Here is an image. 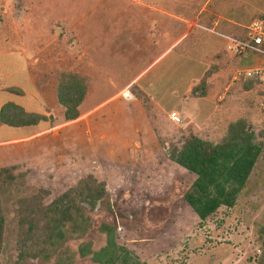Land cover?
Instances as JSON below:
<instances>
[{
    "label": "rangeland",
    "instance_id": "374dc122",
    "mask_svg": "<svg viewBox=\"0 0 264 264\" xmlns=\"http://www.w3.org/2000/svg\"><path fill=\"white\" fill-rule=\"evenodd\" d=\"M254 1L256 7L250 10L244 0L221 2L214 8L213 16L216 18L221 11L232 17L243 14L242 24L232 31L242 35L246 24L264 14V0ZM119 8L125 13L136 9V4L130 0H0V50L8 51L0 52V84L17 81L25 88V92L21 90L19 94L9 90L14 86H5L3 91L0 89V99H16L40 107L46 112V123L55 125L33 140L0 142V166L17 164L20 172L31 171L29 180L18 184V193L22 196L37 191L40 186L56 190L74 187L82 170L89 169L103 178L110 197L117 204L123 203L120 208L115 206L111 213L98 201L90 211L92 224L85 239L92 240L93 247L103 244L105 236L97 226L107 219L118 225V240L125 241L149 259L147 264H253L262 252L264 151L234 206L221 207L201 224L185 225L177 220L181 225L175 229L166 220L171 214L172 200L182 190L181 185L178 181L171 184L170 174L167 178L166 173L160 175L151 167L164 158L169 144L177 143L183 134L196 130L202 137L218 141L229 124L238 119H245L264 140V110L259 105L262 85L257 80L232 79L236 68L258 62V57L245 54L247 62L244 55H233L225 48L216 49L208 56V67L190 68L191 58L194 54H204L201 47L214 39L212 34L195 35L192 31L172 53L165 51L167 43L155 47L147 37L143 45L135 43V35L108 39L104 36L105 24H112ZM176 11L182 12L180 5ZM96 31L100 43L97 46L90 42V36ZM190 36L196 48L192 39L189 45ZM165 37L163 35V39ZM164 53L167 54L164 56ZM179 54L182 59L175 60V64L166 61L171 55ZM159 55H163L162 60ZM152 63L151 68L155 67L149 74L155 69L154 73L160 72L164 63H168L151 87L153 96L133 83L129 88L134 96L128 97L122 88L134 74L148 69ZM211 66H215L214 72L207 78L206 95L201 97L208 100L214 110L202 124L201 118L197 119L201 126L193 127L187 122L188 116L173 104L177 93L192 95V86ZM65 72L79 75L85 83V94L78 104L79 115L70 120L64 119V107L58 102L56 91ZM28 73L35 85L29 84ZM197 73L200 77L195 80L191 76ZM118 90H122L119 97L91 114V107ZM172 110L179 114V121L170 118ZM113 123L121 129H109ZM128 125L137 131L129 130ZM39 126L41 123L19 127L0 125V140L24 135ZM133 145L144 146L143 158L149 168L136 173L137 181L132 180L130 172L122 170L127 158L125 149ZM39 167L44 169L38 171ZM155 186L165 193L153 205H143L147 190ZM81 204L89 209L86 202ZM17 218L11 211L6 232L8 244L0 254V264H8L16 256ZM77 242L68 241L72 248ZM25 264L50 262L30 256ZM75 264L94 263L78 259Z\"/></svg>",
    "mask_w": 264,
    "mask_h": 264
},
{
    "label": "trees",
    "instance_id": "16d2710c",
    "mask_svg": "<svg viewBox=\"0 0 264 264\" xmlns=\"http://www.w3.org/2000/svg\"><path fill=\"white\" fill-rule=\"evenodd\" d=\"M242 36L243 33L237 38ZM214 67L208 68L192 86L193 96L206 95V81ZM82 80L77 74L65 72L56 86L65 120L79 115L78 104L85 94ZM9 90L21 93L17 87H9ZM134 94L140 96L139 93ZM42 119H46V115L29 111L12 100L4 101L0 106V125L19 127L36 124ZM263 151L264 140L245 119L230 123L218 141L202 137L197 132H188L177 143L169 144L164 158L151 167L160 175L166 173L167 178L170 174L171 184L178 181L181 185L180 194L169 206L171 214L167 223L174 229L181 225L177 220L185 225L201 224L221 207L234 206ZM145 153L143 145L125 149L127 158L122 170L130 172L133 181H137V172L149 169L145 164L146 158H143ZM42 169L39 167L38 171ZM30 173V170L20 172L17 164L0 166V254L8 244L6 232L11 211L18 217L14 228L17 252L8 264H25L30 256L50 264H75L78 259H89L94 264H147L149 259L125 241L118 240V225L107 219L97 226L105 236L102 245L93 247L92 240L85 239L92 224L90 211L98 201L105 211L111 213L115 206L120 208L123 203L117 204L110 197L103 178L89 169L82 170L74 187L56 190L40 186L37 191L22 196L18 193V184L29 180ZM164 193L165 190L157 186L148 189L143 205H153ZM81 202H86L89 209ZM262 230V252L253 264H264V227ZM71 239L78 240L74 248L68 243Z\"/></svg>",
    "mask_w": 264,
    "mask_h": 264
},
{
    "label": "crops",
    "instance_id": "0c3cea01",
    "mask_svg": "<svg viewBox=\"0 0 264 264\" xmlns=\"http://www.w3.org/2000/svg\"><path fill=\"white\" fill-rule=\"evenodd\" d=\"M130 1L136 4V9L131 11H126L125 13L121 11L123 10L122 8H119V10L115 11L116 13L115 16H113L114 18L112 24L107 22L105 24L107 27L104 36L108 37V39L111 37L112 40L115 38L119 40L121 37H123V35L125 36L135 35L137 36L135 43L141 45H143L146 42V37H147V40L149 42L152 41L154 45H156L155 47L161 46L163 42L167 43V46L165 47V51L172 53L174 47H176L182 41L185 35H189V33H192V31H195L194 32L195 35L202 32H207L208 34H212L214 39L212 38L213 39L212 41H207L206 44L202 45L201 47L204 54L202 56H196L194 54L193 57L191 58L192 63L189 64L190 68L191 67L194 68L198 66H201L203 68L208 67L209 65L208 56H210V53L212 54V52L216 51V49L223 50L225 48L226 42L230 37L237 38V36L241 35L239 33H233L232 31L234 30L236 25L242 24L240 20L243 14L240 15L239 13L238 15L232 17L230 15H226V13H222L221 11L216 18L213 16L214 14H216L214 8H216V6H218L219 3L228 2L230 0H130ZM244 1L247 4V6L245 7L247 8L249 7V10L251 7L252 8L256 7V3L254 0H244ZM179 5L182 9V12L176 11V7H179ZM247 10L245 9V11ZM163 35L166 36L164 39H163ZM98 36H99L98 31H96L93 36H90V42H93L92 44L96 46L100 44L98 42L99 41ZM188 39L187 40L189 41L188 43L190 45V40L192 39V37ZM191 43L193 44V47L196 48L195 46L196 42L193 41V39L191 40ZM213 44L216 45V48L214 47ZM0 52L5 54L8 51L0 50ZM166 54L167 53H164L163 55L165 56ZM163 55H159L160 58L159 57L158 58L163 59ZM243 57L248 60L247 55H244ZM178 59H182V56L180 54L179 56L171 55L166 59V61L171 60L172 63L175 64V60L177 61ZM247 62H249V60ZM152 65L153 63L148 67V69H142L140 73L134 74L128 80V82L122 88V90H126V89L130 90L129 87H131L133 83H137L144 90L149 92L151 96H153L152 93L154 92L152 91L151 87L156 82L157 76L159 75L160 77L161 70H164L163 68H165V65L167 66L168 63H164V65L160 68V72L156 71V73H154L156 70L155 69L151 74H149L150 70H152L153 67H155L154 65L151 68ZM92 76L93 74L91 75V80H93ZM191 77H193L196 80L200 77V73H197ZM27 79L31 86L32 84L35 85V82L33 78L30 77V75ZM188 84H189L188 89H190L191 84L190 83ZM5 86L19 87L23 91V93L25 92V88L21 87V85L18 84L17 81L2 83L0 84V89H2ZM1 91H3V89ZM121 91L118 90L114 92L112 95L108 96V98L105 99L104 101L97 103L93 107H91L92 108L90 110L91 114L94 113L96 110H98L101 106H103L104 103L106 104V102L108 103L109 101H112L117 97H119L118 94H120ZM176 95H177L175 98L176 100L173 104L174 108H176L178 111H183V113H185L186 116H188L187 122L189 124L192 123L193 127L201 126L200 123L202 124V121L204 122L207 120V118L210 116L209 113L210 114L213 113L214 110L213 105H210L209 104L210 102H208V100H204L203 99L204 97L192 96L189 94L183 95V93L180 95H178L177 93ZM15 100L16 99H14V102L21 104L29 111H34L46 115L45 110H41L40 107L37 108L30 103L29 105L28 102L24 103L23 101H15ZM3 102H4L3 99H0V106ZM198 118H201L200 123L197 120ZM40 123L41 126H39V128L29 133H26L24 135H16L6 140H0V142L9 141V140H21V139L33 140L39 137L41 135L40 133L49 131L51 130V128L55 127V125L49 126L46 123V119L40 120L39 122L36 123V125ZM128 126L131 127L129 130L137 131L135 130L134 127L130 125ZM109 129L113 131L114 130L119 131V129L121 128L116 126L115 123H113V126ZM194 132H196V130Z\"/></svg>",
    "mask_w": 264,
    "mask_h": 264
},
{
    "label": "built area",
    "instance_id": "2783aa9c",
    "mask_svg": "<svg viewBox=\"0 0 264 264\" xmlns=\"http://www.w3.org/2000/svg\"><path fill=\"white\" fill-rule=\"evenodd\" d=\"M225 49L236 55L251 54L258 57V62L236 68L232 79L260 81L262 87L259 95V105L264 110V14L253 18L245 26L242 37H230L225 44ZM124 93L128 97L132 95L128 89L124 90ZM169 116L174 121L180 120L179 114L174 110L169 113Z\"/></svg>",
    "mask_w": 264,
    "mask_h": 264
}]
</instances>
